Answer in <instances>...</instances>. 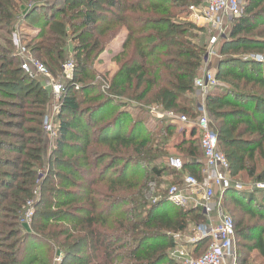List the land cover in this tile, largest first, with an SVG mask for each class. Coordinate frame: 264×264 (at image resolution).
Instances as JSON below:
<instances>
[{"label":"trees","instance_id":"trees-1","mask_svg":"<svg viewBox=\"0 0 264 264\" xmlns=\"http://www.w3.org/2000/svg\"><path fill=\"white\" fill-rule=\"evenodd\" d=\"M202 3L0 0L6 36L0 45V264H49L35 253L44 248L53 256L55 246L64 250L63 264H177L169 257L172 236L204 217L200 209L168 202L161 181L172 171L165 163L172 149L185 154L186 172L201 178L200 138L191 129L187 140L188 130L177 133L167 116L153 129L143 126L147 107L198 115L194 81L206 44L194 24L180 19ZM19 20L39 29L27 48L53 75L72 50L73 82L81 86L75 91L70 82L61 95L48 159L42 122L50 97L42 79L26 75L12 55L10 35ZM123 28L122 51L113 58L117 70L109 83L96 85L93 64ZM219 53L215 76L229 85L207 94L205 111L231 178L243 173L264 184V0H246ZM130 105L138 113H130ZM44 166L48 171L38 181ZM36 189L38 221L25 233L19 213ZM224 204L252 220L232 218L236 264H264V189H229ZM206 245L200 244L201 253Z\"/></svg>","mask_w":264,"mask_h":264},{"label":"built area","instance_id":"built-area-1","mask_svg":"<svg viewBox=\"0 0 264 264\" xmlns=\"http://www.w3.org/2000/svg\"><path fill=\"white\" fill-rule=\"evenodd\" d=\"M244 5L243 0H205L204 3L190 6L188 9L187 21L197 27H207L212 32L206 43L202 67L194 81L198 115L195 119H189L185 115H174L172 112L166 115L180 127L196 130V138H200L203 153L201 178L198 179L186 172L180 158L169 157L166 166L174 171L179 179L177 183L165 185L164 195L175 207L200 209L204 221L200 224L191 223L186 231L172 236L174 245L169 250V257L177 264H236L234 223L224 210V199L229 189L244 188L239 183L232 182L229 163L219 150L204 102L207 94L218 84L215 74L208 67V61L220 57V43L226 37L231 20L243 14ZM19 25L21 24H15L10 42L19 60L20 69L29 77L43 79L42 87L52 99L54 112L61 106V95L65 91L63 78H68L72 74L73 63L66 61L61 67L62 73L55 77L44 64L33 57L20 34ZM255 59L262 60L260 57ZM156 110L157 108L153 109ZM52 126L51 117L45 115L43 130L52 135L54 133ZM256 185L264 189V184ZM26 217L29 218L28 214ZM204 240L208 241V245L201 253L200 244Z\"/></svg>","mask_w":264,"mask_h":264},{"label":"rangeland","instance_id":"rangeland-1","mask_svg":"<svg viewBox=\"0 0 264 264\" xmlns=\"http://www.w3.org/2000/svg\"><path fill=\"white\" fill-rule=\"evenodd\" d=\"M243 1L246 2V0H243ZM204 2H205V0H203V3ZM187 20H188L187 16H183L180 19V21H182V22H186ZM19 23L22 24V25H19L20 34L23 37V40L25 41L26 45H28L30 40H32L37 35V33L39 32V29L36 26L35 27L32 26L31 23H29V22H28V24H26V23L24 24L23 22H21L19 20ZM194 27H196L198 30L201 31V33L199 34V38H200V40H202V43L205 45L207 43V40L209 39V37H211L212 32L209 31L207 27H197L196 25H194ZM123 30H125V29L123 28L121 30V32ZM121 32H120V34H121ZM3 37H6L5 34L3 32H0V45L1 46L3 44V40H1V39H3ZM117 42H119V40H117ZM116 44L117 43L114 42V45H116ZM111 51H112V49L110 46L109 51L106 52V50H105L103 52L105 54H103V53L100 54V56H98L97 60H95V62L93 64V69L95 71V83H96V85H101V87L104 86L105 82H106V84L109 83L110 78L116 72L117 66H116L115 62L113 61L114 55L111 54L112 53ZM12 53H13L12 55H15L13 49H12ZM114 53H118V51H116ZM219 55H220L219 58L222 59L223 57H221L220 53H219ZM67 56H68V59L66 61H71L73 63V71H72V74L69 75L68 78H63L64 84H65V89H66L67 85L70 82H72L70 87H74L75 91H76V90H79L81 86H79L75 82H73L74 58H73L72 50L70 48L68 49ZM251 57H253V56H251ZM254 58H256V57H254ZM219 61H217V60H213V61L210 60L209 61V64H211V66H212V67L209 66V68L214 72V74H216V69H217V65H218ZM60 73H62V72H60ZM54 76L56 77L57 75H54ZM216 77L217 76H215V79H216ZM37 79L40 82L42 78L37 77ZM42 81H43V79H42ZM218 83L223 84L225 82L218 81ZM42 84H43V82H42ZM225 85L228 87L229 84L226 82ZM48 104H49V106H48V109L46 110L44 116L49 115L51 117L52 124H53L52 128L54 129V133L52 135H49L43 130L44 134H45L44 135L45 136L44 155H45L46 159H48L51 156V154L54 150V139L56 137L57 127H58L57 115L60 113V110H61V108L59 107V109L52 112L53 103H52L51 98H49ZM87 107L88 106L84 104V106H82L81 109H84ZM135 107H136L135 105L134 106L130 105V107H127V109H131L132 111L129 110V112L133 113L135 115L136 113H138V110ZM146 109L148 110V113H147L146 117L144 118L145 124L143 126V128H146V129H153L154 126L156 125V123L158 121H162L163 119H165L163 117L167 116L166 114L168 113L166 111H163L162 108H158L156 111H153L154 108H152V107L151 108L147 107ZM172 113H174V115H180V114H177L175 112H172ZM61 116L64 118H67L68 120H70L72 117L71 114H69L68 112H64L63 114H61ZM43 120H44V117H43ZM128 125H129V122H127V126ZM211 125H212V127H214V124L211 123ZM182 131H183V128L182 127L180 128V126H179L177 133H180V132L182 133ZM186 138L188 140V138H189L188 135H186ZM173 141H174V139H173ZM181 141L182 140L181 139L178 140V138H177V140H175L176 143H180ZM197 141H198V139H197ZM172 145L174 146V144H172V142H171V146ZM186 148H187V146H185L184 149H186ZM168 155H169L168 157L180 158L184 164L186 163L185 154H182V153H180L174 149L170 150ZM166 160H165V163H166ZM258 162H259L258 168L260 169V168H262V166L260 164L261 160H258ZM161 163H162V161H157L155 164L159 165V166L160 165L163 166L164 164H161ZM47 171H48L47 166H44L40 170L39 176H38V181H41V179L43 180V177L45 176ZM178 179H179V177H178V175H176V173L174 171L173 172L168 171V174L161 181L162 182V192L166 188L165 185L168 186L172 183H177ZM232 182L233 183H239L242 186V188H244V189L246 188V189H250V190H253V189L262 190V189L258 188L257 185L255 183H253V181H250L249 179H247L245 177V174H243V173H239L236 177H233ZM38 200H39V190L36 189L34 192L33 198L28 199L25 202V204L23 205V207L21 208V211L19 213L18 224H19V227L21 228V230L25 231V233H32V224L37 223V221H38L37 218H34L35 213H36V203L38 202ZM224 210L231 218H235L237 220L243 219L245 224L252 222V220L249 219L248 216L245 217V215H243L242 212L237 207H234L232 205H229V207H228L224 204ZM233 210H235L234 211L235 214L232 213ZM26 214H28L29 218L26 217ZM35 255H39V257H41V258L43 257L42 261H43V259L48 260L49 264H63L64 250L59 249L57 246H55L53 249V256H50V254L46 253L44 248H41L38 253H35ZM249 257H250L249 258L250 260L253 259L254 254H250Z\"/></svg>","mask_w":264,"mask_h":264},{"label":"crops","instance_id":"crops-1","mask_svg":"<svg viewBox=\"0 0 264 264\" xmlns=\"http://www.w3.org/2000/svg\"><path fill=\"white\" fill-rule=\"evenodd\" d=\"M126 35H127V32H126V30H123L122 32H121V34L117 37V38H115L114 39V41H112L111 42V44H109L106 48L107 49H105L106 50V52L107 51H109V48H110V46H111V49H112V53L111 54H113L114 56L113 57H115L117 54H119L121 51H122V46H123V42H124V40H125V37H126ZM117 40H119V42H117ZM114 42L115 43H117L116 45H114ZM113 46V47H112ZM118 46V47H117ZM115 47V48H114ZM116 51H118V53H114V52H116ZM110 53V52H109ZM103 54H105V53H103ZM210 60H217V61H219L220 59L219 58H211ZM209 60V61H210ZM209 61H208V67L209 66H211V64H209ZM212 67V66H211ZM116 70H117V68H116ZM214 73V72H213ZM220 84L218 83L217 84V86H219ZM183 129H184V127H183ZM186 129V128H185ZM189 131H190V129L187 131V135L189 136ZM202 163V162H201ZM202 165V164H201Z\"/></svg>","mask_w":264,"mask_h":264}]
</instances>
